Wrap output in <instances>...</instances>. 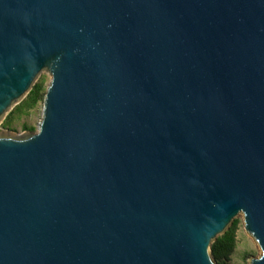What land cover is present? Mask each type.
Segmentation results:
<instances>
[{"label":"water","instance_id":"95a60500","mask_svg":"<svg viewBox=\"0 0 264 264\" xmlns=\"http://www.w3.org/2000/svg\"><path fill=\"white\" fill-rule=\"evenodd\" d=\"M0 264H264V0H0Z\"/></svg>","mask_w":264,"mask_h":264},{"label":"rangeland","instance_id":"374dc122","mask_svg":"<svg viewBox=\"0 0 264 264\" xmlns=\"http://www.w3.org/2000/svg\"><path fill=\"white\" fill-rule=\"evenodd\" d=\"M49 81L50 75L45 71L37 78L35 84L41 85L40 96L44 97ZM42 108L43 99H40L32 108L23 109L21 113L8 114L0 122V135L24 137L36 132L42 117ZM235 218L238 219L236 246L229 259L223 264H250V259L258 257L261 250L253 237L245 230L243 215L240 213Z\"/></svg>","mask_w":264,"mask_h":264},{"label":"trees","instance_id":"16d2710c","mask_svg":"<svg viewBox=\"0 0 264 264\" xmlns=\"http://www.w3.org/2000/svg\"><path fill=\"white\" fill-rule=\"evenodd\" d=\"M40 89V84H34L27 96L18 103L9 114L21 113L23 109L32 108L38 100L43 99V96H40ZM237 225L238 219L234 218L225 232L218 235L211 243V256L217 264L225 263L235 249Z\"/></svg>","mask_w":264,"mask_h":264}]
</instances>
